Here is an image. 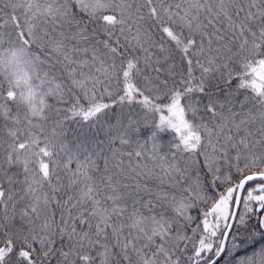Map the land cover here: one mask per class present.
I'll return each mask as SVG.
<instances>
[{
    "label": "snow or ice",
    "instance_id": "snow-or-ice-1",
    "mask_svg": "<svg viewBox=\"0 0 264 264\" xmlns=\"http://www.w3.org/2000/svg\"><path fill=\"white\" fill-rule=\"evenodd\" d=\"M0 264H264V0H0Z\"/></svg>",
    "mask_w": 264,
    "mask_h": 264
}]
</instances>
